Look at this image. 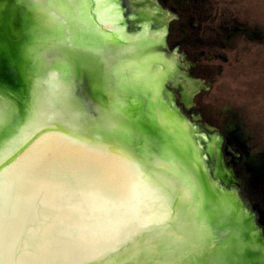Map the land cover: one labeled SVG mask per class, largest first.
<instances>
[{
	"label": "bare ground",
	"instance_id": "obj_1",
	"mask_svg": "<svg viewBox=\"0 0 264 264\" xmlns=\"http://www.w3.org/2000/svg\"><path fill=\"white\" fill-rule=\"evenodd\" d=\"M41 1L22 3L27 10H35ZM94 1L92 13L98 23L112 36L123 38L119 31L125 26L115 6L108 0ZM43 51L38 58L50 56ZM73 85L72 77L48 72L41 84L40 103H33L31 111L85 116ZM120 91L112 94L118 100L111 108L128 128L122 134L98 130L76 118L15 122L13 111L4 107L0 243L14 240L22 251L15 259L0 256L3 264H216L203 251L207 231L195 212L198 190L193 180L175 158L147 145L143 128L134 129V119L117 110L118 104L129 105L133 115L132 110H137L130 93ZM158 115L161 123L169 121L165 111ZM201 143L209 147V141ZM192 154L199 164L198 150ZM210 155L206 158L212 165ZM204 187L212 200H219L214 183L207 181ZM81 240L91 245L84 254L74 251ZM45 248L54 251L45 252Z\"/></svg>",
	"mask_w": 264,
	"mask_h": 264
},
{
	"label": "rangeland",
	"instance_id": "obj_2",
	"mask_svg": "<svg viewBox=\"0 0 264 264\" xmlns=\"http://www.w3.org/2000/svg\"><path fill=\"white\" fill-rule=\"evenodd\" d=\"M0 1L1 38L7 42H12V40L19 38L17 35L20 34V38L23 40L22 44L27 43L26 35L28 31L26 29L30 26L29 22L34 21L38 25L34 29V40L39 44L41 43L43 52H46L48 49L47 53L50 52L49 58L46 57L42 60V69L45 71L48 63L61 59L69 63L68 65L73 73V86H75L79 96L78 102L83 103L85 100L94 105L100 112L102 111L109 120L112 118L113 121H116L114 123L110 121L112 124L106 122L104 125L105 130H99L108 133L115 131L113 125L118 124L119 121L118 119H114L116 116L111 108V104L115 103L118 99L117 97L114 98L112 94L115 95L114 92H117L121 88V86L117 87L120 84L130 87L133 84L138 85L137 81L141 80L142 86H149L152 92L151 96L148 95L151 102L153 101L151 105L153 106L160 101L155 88H157L156 82L160 81L161 76L156 75V77H153L151 75L153 50L149 47H141L140 40L138 39L126 41L124 38L115 36L112 37V39H115V43H111V48L108 47L104 44L106 36L102 34L101 36H97V33H100L99 26L86 17L85 11L87 9L84 7L83 1L50 0V4H43V1H41L37 3L39 7L36 5L35 13L32 14H30L31 11L27 10L24 5L21 7L15 6L14 0H12L11 7L5 4L4 1L6 0ZM185 1L186 31L197 44L186 46V50L191 53L189 57H186V61L181 58L172 61L169 72L171 74L168 73L166 75V80L162 82L161 88L167 90L170 95V107L174 108L178 115L184 116L183 105L177 102V92L181 91V88L178 84H176L177 88L167 86V84L175 82L177 79L184 82L185 76L186 84L192 83L196 79L212 81L209 89L206 90L209 93L208 96L204 92H201L195 98V109L192 110L193 107H191L188 109L190 112H187L186 109L185 125L190 127L193 132L195 131V140L199 143L202 151L204 153L210 152L211 154L212 165L206 159V168L209 175L212 178L214 176L218 177L217 180L220 182L230 181L237 184V186H232L236 189L237 199L242 205L246 206L247 211H253L258 216L256 207L258 206L264 210V154L252 150L245 138L239 119L236 117H223L221 119L220 117L216 121L211 120L207 115L205 116L203 107L204 105H208L207 103H221L222 101L223 109L228 110L232 114V105L245 107L252 117L260 120L263 128L261 130L264 135V0ZM17 2L18 5H21V2ZM73 31H77L78 35H80L76 39L77 41L73 42L74 44H68L64 42V39L60 40V37ZM22 48L25 49L24 46ZM0 49V52H3L6 58L12 57V53L6 52L10 50L9 47L2 44L1 41ZM118 58H126L129 66L127 69L132 71L131 74L126 75L127 77H123V83L122 79L119 80L118 77L116 79L114 74L115 66L119 65ZM177 66L180 69H176ZM185 66L186 75L183 69ZM128 70H126V73H129ZM134 72H138V74ZM79 92L82 93L85 99L80 96L81 93ZM130 96L132 100L137 101V110H132L135 111L134 115L143 120L136 122L140 126L146 123L148 128L151 127L149 125L155 123L157 129L160 127L158 131L162 129L169 134L167 143L170 147L168 152L173 154V158L177 160L180 169L186 173V159L190 160L193 157L195 162V156H192L194 148L190 147L191 143L187 127L184 129L183 125L172 120L169 116L167 123H161L159 121V112H155L156 115H153V118L157 119L155 121L152 119L151 124L145 122L144 117L149 113L148 108L144 106L141 98L136 99L134 96ZM184 103L186 107H190L187 99ZM106 106L109 110L105 109ZM189 115L192 118H189ZM200 116L203 118L199 122ZM97 123L91 122L95 128L99 126L96 125ZM150 130L146 132L149 137L150 135L161 137L160 133L154 130V127ZM203 141H209V147H204L201 143ZM235 142H238L249 152L246 165L240 162L237 164V155L233 156V153H238L232 148L233 146L236 147L234 145ZM149 144L159 151V146L155 141L149 140ZM225 148L227 149L226 154ZM168 152L165 155L169 154ZM186 153L188 154L186 155ZM229 166L231 169L227 172ZM213 167L215 171H213ZM233 168H236V170L234 169L233 171ZM195 170H197V179L201 183H204L205 179L200 175L201 171L196 167ZM261 221L264 224V211Z\"/></svg>",
	"mask_w": 264,
	"mask_h": 264
},
{
	"label": "water",
	"instance_id": "obj_3",
	"mask_svg": "<svg viewBox=\"0 0 264 264\" xmlns=\"http://www.w3.org/2000/svg\"><path fill=\"white\" fill-rule=\"evenodd\" d=\"M14 1L16 3L15 6L17 7H21L23 5V0ZM17 1H19V3L21 2V5H18ZM42 1L43 4H50V0ZM82 1V3H84V7H86L88 11H85L86 17L99 26L98 28L100 33L98 32L97 36H101V34L106 36L104 44L110 47L112 45L111 43H115V39H112L113 36L110 38L112 33L103 28L93 16L92 10L94 8L93 4H95V1ZM4 2L7 6L11 7L12 0H6ZM29 11H31L30 14L35 13V10L33 9H30ZM144 20L149 21V18H145ZM29 23L30 26L26 29L28 32L26 35L27 43L25 42V44H22L23 40L20 38V34L17 35L19 38L12 40V42H7L0 36L1 43L10 49L6 52L12 53V58H6L3 52H0V95L4 98V107L13 111V120L15 122L18 120L34 121L39 124L44 121H51L55 118H61L63 120L76 118L75 120L77 121H88L87 123L89 124H91V122H98L96 124L99 125L97 128L98 130H105L104 125L106 122H116L113 121L112 118L109 120L102 111L100 112V110H98L94 105L86 102L85 100L83 103H79L80 105H78L79 109H82V111L86 113L85 116L82 115L74 117L66 114L47 113L41 109L31 111L33 103H40L41 84L46 78L48 72H60L64 78H68L69 76L73 77V73L68 63L63 60L54 61L45 71L42 69L41 65L43 58H38V55L41 51H43V48L41 43L39 44L34 40V29L37 28L38 25L34 21H30ZM146 23L147 22H143L142 24L145 25ZM79 36L80 35H78L77 31H73L67 35H63L60 40L64 39V42L74 44L73 42H76V39L79 38ZM144 36L145 34H142V37ZM68 39H71V41ZM23 46L25 49L22 48ZM117 60L119 65L115 66L114 74L119 80L122 79L123 83V77H127L126 75L131 74L132 71L127 69L129 66H127L128 63L126 58H118ZM126 70H128L129 73H126ZM134 73L138 74V72ZM211 84V80H197L186 84V99L190 106L194 105L192 101L194 95L205 86V89H209ZM119 90L130 93V95L134 96L136 99H142L144 106L148 108L149 111L148 115H145L144 117L145 122L151 124L152 119H157L153 118V115H156L155 112L165 111L172 120L180 123L183 125V128L186 129L187 126L185 125L184 120L181 119L175 110L171 109L167 104L164 102H158L155 104L153 103V106L151 105V99L148 97V95L151 96V90L147 85L142 86L141 80L138 81V85L133 84L130 85V87L122 85ZM80 96L85 99V97L82 96V93ZM105 109L109 110L108 107ZM117 110L122 111L130 120L134 119V125L138 126L132 125L135 127L134 129H144L143 133L145 135V140L143 141H145L147 145L149 144V140H153L158 144L159 152L166 154V152L169 151L170 146L167 143L169 134L167 132H164L162 129L158 131L159 128L157 129L155 127V123L149 125V127L151 126L150 128H148L146 123L140 126V124L136 121L140 122L143 120L139 119V121L135 119L136 116L131 114L129 105L122 106L120 104L117 106ZM116 117L114 119L117 120L118 118ZM113 126V128H115L114 133L117 134L126 133V130L128 129L125 128V125L120 121L118 124H114ZM152 127H154V130H157L156 132L160 133L161 137H154V135H150L149 137L146 132L151 131L150 129ZM183 128L181 127L182 130ZM6 130L7 129L5 128L0 131V135H3L4 139L6 138ZM187 133L189 135L191 146L198 150V161H200V163L197 164V162H194L193 157L190 158V160H186V174L193 180L194 185L198 190V203L195 204L196 206L194 205L195 212L199 213L198 217L201 224L205 226V231H207L203 251L208 257H210V259L216 260V264H264V224L261 221L264 210L257 206L256 210L258 216H256L253 211H247L246 206L242 205L237 199L236 189L230 185L232 184L230 181L220 182L217 180L218 177L214 176L212 178L206 168L207 152L204 153L199 147V143L196 142L195 131L193 132L190 127H187ZM168 153V156L173 157L172 153ZM208 153L210 154V152ZM192 156L194 155L192 154ZM195 167L201 171L200 175L205 178V182L210 181L215 184V190L219 195L218 201L217 199L215 200L213 198L212 200L210 198V195L204 187L205 182L201 183L197 179ZM143 264L151 263L146 261Z\"/></svg>",
	"mask_w": 264,
	"mask_h": 264
},
{
	"label": "flooded vegetation",
	"instance_id": "obj_4",
	"mask_svg": "<svg viewBox=\"0 0 264 264\" xmlns=\"http://www.w3.org/2000/svg\"><path fill=\"white\" fill-rule=\"evenodd\" d=\"M108 2L109 4L115 6V13L117 14L116 15L117 18L125 26V29L123 31H119L121 32V34H123L124 40L127 41L131 39H138L140 40L139 42L141 47L142 46H144V48L149 47L153 50L152 61H151L152 62L151 75L153 77H156V75L161 76L160 81L156 82L157 88L155 89L157 91L158 98L160 100L159 102L161 103L164 102L170 107L169 105L171 102L170 95L167 90H163L161 88L162 86L161 84L163 81H165L166 75L170 72L169 70L171 69L172 61L177 60V58L179 59L181 58L186 61V57H189V55L191 54L188 50H186V46L197 44L196 42H194V39L191 38V35H189L188 32L186 31V1L185 0H108ZM145 18H150L149 22L147 20H144ZM146 21H147L146 24L149 25L142 24L143 22ZM146 26H148V28H146ZM142 34H145V36L142 37ZM159 55L161 56L162 59L160 58ZM161 61H163V64ZM164 66L166 68L168 67L167 70H165L166 68ZM176 69H180V67L177 66ZM183 69H184V73L186 74V66ZM197 80H201V79H196L195 81ZM176 84H178L179 87L181 88V91L177 92L178 94L177 102L183 105V109L185 112L184 116L183 115L181 116L178 115V116H180V118L183 119L185 122L186 109L187 112H190L188 111V109L193 107L192 110H194L195 106L193 105L190 107H186L184 103L186 102V76L184 78V82L177 79L175 82L168 83L167 86L169 85L175 88ZM205 87H203L198 93L194 95L193 102H195V98L198 94L207 90L205 89ZM189 118H192V116L189 115ZM202 118L203 117L200 116L198 121L200 122ZM234 145L236 147L233 146L232 147L233 150L235 152H238V153H233V156L237 155V159H236L237 164H239L240 162L246 165L249 152L246 151L238 142H235ZM224 151L226 154L227 149L225 148ZM230 169L231 168L229 166L227 170L230 171ZM234 169L236 170V168H233V171ZM231 186H237V184L232 183Z\"/></svg>",
	"mask_w": 264,
	"mask_h": 264
},
{
	"label": "trees",
	"instance_id": "obj_5",
	"mask_svg": "<svg viewBox=\"0 0 264 264\" xmlns=\"http://www.w3.org/2000/svg\"><path fill=\"white\" fill-rule=\"evenodd\" d=\"M203 92L206 96H208V92ZM221 103L214 102L204 105L203 111L205 116L207 115L209 119L215 121L220 119V117L221 119L223 117H236L240 120V126L244 130L245 138L247 139L252 150L264 154V135L263 131L261 130L263 128L261 126L260 120H257L256 117H252L250 112L246 110L245 107H239L237 105H232L231 109L233 110V114L229 113L228 110L223 109V103Z\"/></svg>",
	"mask_w": 264,
	"mask_h": 264
},
{
	"label": "snow or ice",
	"instance_id": "obj_6",
	"mask_svg": "<svg viewBox=\"0 0 264 264\" xmlns=\"http://www.w3.org/2000/svg\"><path fill=\"white\" fill-rule=\"evenodd\" d=\"M3 113H4V98L0 95V131L3 129ZM3 154L0 153V159H2ZM91 247L90 244L81 240L74 248V251L78 254L86 253L89 248ZM21 249L18 244L14 240H9L7 242L0 243V256H3L7 259H15L21 254ZM36 251H41L40 248H37ZM45 252L51 253L54 251L53 249H43Z\"/></svg>",
	"mask_w": 264,
	"mask_h": 264
},
{
	"label": "clouds",
	"instance_id": "obj_7",
	"mask_svg": "<svg viewBox=\"0 0 264 264\" xmlns=\"http://www.w3.org/2000/svg\"><path fill=\"white\" fill-rule=\"evenodd\" d=\"M0 264H3V261H0Z\"/></svg>",
	"mask_w": 264,
	"mask_h": 264
}]
</instances>
